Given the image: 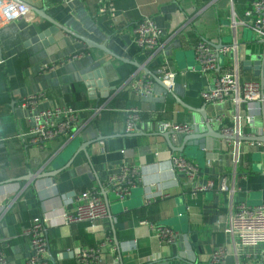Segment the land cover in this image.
Returning a JSON list of instances; mask_svg holds the SVG:
<instances>
[{
  "label": "crops",
  "instance_id": "1",
  "mask_svg": "<svg viewBox=\"0 0 264 264\" xmlns=\"http://www.w3.org/2000/svg\"><path fill=\"white\" fill-rule=\"evenodd\" d=\"M15 1L27 15L0 26V255L6 264H29L32 245L24 233L35 220H45L46 264H76V253L90 248L101 250L100 264H210L218 247L228 251L225 264H264V246L235 254L228 232L238 204H264V108L200 98L221 73L236 74L240 83L264 82V39L240 25L254 0H235L232 12L228 0ZM100 4L115 14L100 15ZM145 17L162 32L155 53L133 43L132 29ZM199 41L217 52L227 49L218 55L216 71L205 76L194 58ZM164 61L176 73L171 93L160 81ZM44 65L50 70L41 73ZM143 76L154 82V95L136 99L126 84ZM33 95H42L38 110H78L76 131L30 144L22 136L27 128L19 104ZM133 108L140 122L128 134L125 111ZM160 124H189V135L199 128L204 147L185 145L180 153L188 135H179L170 136V149ZM223 124L239 127V135L229 136L242 139L237 163L235 143L219 138H228L220 132ZM178 155L197 165L198 184L212 181L214 188L194 192L176 176L172 158ZM122 166L137 174L130 195L119 202L105 182ZM223 179L229 193L217 192ZM86 189L97 192L108 217L94 227L63 224L62 213H73ZM148 224L172 230L174 242H160Z\"/></svg>",
  "mask_w": 264,
  "mask_h": 264
},
{
  "label": "built area",
  "instance_id": "2",
  "mask_svg": "<svg viewBox=\"0 0 264 264\" xmlns=\"http://www.w3.org/2000/svg\"><path fill=\"white\" fill-rule=\"evenodd\" d=\"M69 4L74 0H63ZM235 0H228L229 8L232 12ZM100 4L98 12L102 15L109 12L113 16L112 6ZM27 15V8L22 3L15 0H0V26L16 21ZM246 21H241L240 25H247L258 39H264V0H254L245 12ZM114 18V17H113ZM232 28L237 27L235 20L230 18ZM133 43L139 50L155 53L160 46L162 32L154 20L143 18L132 29ZM227 50V49H226ZM212 50L204 41H199L194 46V58L199 72L202 75L212 74L217 68V58L219 54L226 52ZM78 56H73L77 58ZM4 60L0 56V65ZM41 73L50 70V65L41 67ZM161 85L166 93H171L175 86L176 73L170 68L169 62L164 61L160 71ZM126 88L132 92L134 98L145 99L154 95V82L149 77L133 78L127 82ZM200 98L205 104H218L229 101L238 106L241 104H257L264 108V83L246 81L240 83L236 74L221 73L212 80L201 93ZM42 95L27 96L19 104L20 109L25 113L24 121L27 131L24 133L28 137V142L32 145L41 146L42 144L64 138L75 132L79 121L78 110L65 107H54L51 109L38 110L39 100ZM98 111V110H97ZM217 121L221 123L220 118ZM238 117H234V122L238 125ZM140 122L139 110L136 108L125 111L124 128L126 133L137 132ZM159 128L172 132L171 137L186 136L192 132L189 124H160ZM223 136L229 137L239 135V127L230 128L226 125L221 126ZM232 157L237 163L238 153L236 144L232 145ZM172 171L176 176L184 177L187 182L193 185L194 192L210 191L214 188L212 181L200 185L199 170L196 164L186 160L181 156L172 158ZM135 169H128L122 166L117 172L111 173L105 182L107 193L112 194L119 202H124L130 195L134 187ZM197 183V184H196ZM217 192L229 193L225 180H221L217 186ZM73 213H62L61 221L63 224L88 223L94 227L98 221L108 217V207L100 199L94 190H83L75 199ZM45 220H35L31 227L24 233L30 236L32 253L29 264H46L47 262V242L44 238ZM145 222L140 225H145ZM148 228L160 242L170 245L174 242L176 234L168 229L153 224H148ZM228 232L234 238L233 250L235 254H244L246 250L264 246V204L256 207H248L245 203L237 205L236 209L230 214ZM109 242V238L107 239ZM228 251L224 247L216 248L210 255V264H225ZM249 258V255L246 254ZM264 262V261H263ZM101 250L97 248L82 249L76 253V264H100ZM0 264H6L5 258L0 255Z\"/></svg>",
  "mask_w": 264,
  "mask_h": 264
},
{
  "label": "water",
  "instance_id": "3",
  "mask_svg": "<svg viewBox=\"0 0 264 264\" xmlns=\"http://www.w3.org/2000/svg\"><path fill=\"white\" fill-rule=\"evenodd\" d=\"M264 42V41H263ZM86 43L88 44V46H91L89 42L86 41ZM264 78V77H263ZM154 79L157 80V78L154 76ZM264 83V82H263ZM203 122H204V126L206 128V132H209V126L206 124V120L203 119ZM203 130V129H202ZM200 129L197 128L196 129V133L194 135H188L186 136V138L184 139V146H182V150L178 151V152H183V150L185 149V145L190 147L191 145H194V146H200V148L204 147V139L205 137H199L198 135H200ZM159 133L163 136V138L166 140L168 146L170 147V149H174V147L172 146V143L170 142V136L172 135V132L168 131V132H165L163 130V128H159ZM207 137H210V138H213L212 135H209ZM226 137V136H225ZM220 139H223V140H226L228 142H234L235 144H238L240 141H242V139L240 138H235V137H228V138H222V137H219ZM161 264V263H159Z\"/></svg>",
  "mask_w": 264,
  "mask_h": 264
}]
</instances>
